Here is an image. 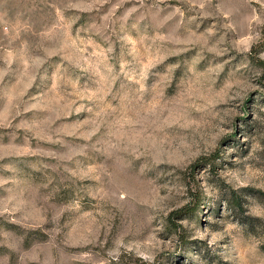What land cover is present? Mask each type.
I'll return each mask as SVG.
<instances>
[{
  "label": "rangeland",
  "instance_id": "obj_1",
  "mask_svg": "<svg viewBox=\"0 0 264 264\" xmlns=\"http://www.w3.org/2000/svg\"><path fill=\"white\" fill-rule=\"evenodd\" d=\"M0 264H264V0H0Z\"/></svg>",
  "mask_w": 264,
  "mask_h": 264
},
{
  "label": "trees",
  "instance_id": "obj_2",
  "mask_svg": "<svg viewBox=\"0 0 264 264\" xmlns=\"http://www.w3.org/2000/svg\"><path fill=\"white\" fill-rule=\"evenodd\" d=\"M236 201V200H235ZM237 202H238V200H237Z\"/></svg>",
  "mask_w": 264,
  "mask_h": 264
}]
</instances>
